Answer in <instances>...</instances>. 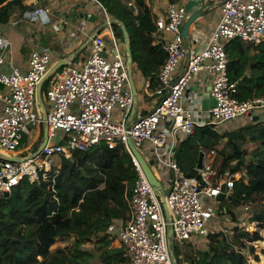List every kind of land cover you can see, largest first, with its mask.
<instances>
[{"label":"built area","instance_id":"obj_1","mask_svg":"<svg viewBox=\"0 0 264 264\" xmlns=\"http://www.w3.org/2000/svg\"><path fill=\"white\" fill-rule=\"evenodd\" d=\"M93 1L106 12L97 0ZM128 5L133 13H138L132 3ZM188 17L183 5L170 0L167 14L156 20L157 31L164 35L167 53L157 75L158 102L146 115L132 122L129 116L134 110L135 94L131 72L112 32L110 47L104 35L98 34L91 41L86 61L77 64L68 61V66L49 78L46 92L49 112L41 118L36 88L52 65V52L37 47L30 54L27 71L13 65L7 71L9 42L0 30V194H10L23 179L30 183L55 179L59 169L58 165L55 167L56 157L70 158L74 152H85L101 144L111 150L123 145L133 158L138 177L129 202L131 218L121 226H113L110 233L124 248L128 264H174L171 257L174 240L178 246H184L206 242L214 233L229 238L232 227L230 221H224L226 211L222 210V204L234 195L235 183L241 174L230 171L218 174L214 168L216 150L212 149L204 153L197 175L188 177L175 160V148L180 140L193 136L199 128H220L236 121L251 123L264 113L263 98L238 99L237 83L228 74L226 51L235 40L251 47L264 43V0H223L220 18L201 51L185 45L182 29ZM26 19L46 26L51 23V11L38 7L15 22ZM197 32L202 36L200 30ZM185 60V70L176 76ZM200 73L207 74L211 81L214 105L207 113L186 105L187 88ZM42 124L48 126L46 145L38 153L19 157L23 154L19 150L24 137L30 135V126ZM59 133L62 139L56 142ZM129 138L150 162L163 186L169 221L160 197L132 155ZM3 154L13 160L3 159ZM222 193L224 200L219 201ZM243 208L251 210L249 205ZM242 228L252 234L256 223ZM263 232L260 231L262 240L254 246L264 241ZM241 253L250 264V252Z\"/></svg>","mask_w":264,"mask_h":264},{"label":"trees","instance_id":"obj_2","mask_svg":"<svg viewBox=\"0 0 264 264\" xmlns=\"http://www.w3.org/2000/svg\"><path fill=\"white\" fill-rule=\"evenodd\" d=\"M25 1L0 0V25L27 12ZM37 1L40 5L48 2ZM97 1L113 20L117 39L124 40L121 25L125 27L136 69L153 82L167 53L161 44H153L156 27L150 10L143 0H135L139 13L132 16L122 0ZM226 51L238 99H264V43L251 47L235 40ZM241 125L225 131L197 129L177 145L175 160L186 176L194 177L201 149L210 151L224 143L216 153L214 168L218 174L239 172L241 178L222 210L236 220L234 210L239 206L256 207L250 219L256 231L251 234L238 225L232 238L214 233L199 245L187 244L188 254L173 244L175 264H248L241 253L246 250L260 262L254 243L262 240L260 231L264 230V121ZM247 145L252 147L249 153ZM137 177L133 158L123 145L111 150L101 144L74 152L68 159L62 157L53 180L30 183L23 179L8 197L0 194V264H128L124 248L113 246L116 236L110 229L117 220H130L129 202ZM67 238L73 242L51 250ZM89 245L93 247L86 248Z\"/></svg>","mask_w":264,"mask_h":264},{"label":"crops","instance_id":"obj_3","mask_svg":"<svg viewBox=\"0 0 264 264\" xmlns=\"http://www.w3.org/2000/svg\"><path fill=\"white\" fill-rule=\"evenodd\" d=\"M122 1L125 3L126 7H129L128 4L132 3L133 6L138 9L139 13V8L137 7L135 0ZM222 1L223 0H177L179 4L183 5L186 8L188 16L192 15L201 8L205 10L203 17H200L192 24L189 36L187 38H184L185 45L188 49L201 51L206 46L208 38L220 18ZM143 2L151 12V19L154 25L159 17L165 16L167 14V9L170 4V0H143ZM23 4L28 7L27 13L33 12L38 7H46L50 9L51 23L44 26L39 22H32L29 19L15 22V20L22 17L21 15L18 18H14L11 23H8L6 25H0V30L5 33L9 42V51L6 54L5 65V69L7 71H9L10 65L17 67L21 71H27L29 69L30 54L37 47H45L51 50L52 65L61 59H65L66 61H72L73 64L83 63L87 60L90 54L91 42L85 47L84 44L87 43L90 36L96 32L104 35L107 45L109 47L111 46L110 33L112 32L114 34V31L111 27L113 20H111V17L109 16L107 10L106 12H104L101 6L93 0H48L45 5H40L37 0H27ZM74 6H79L78 13H87L89 15L88 19L80 20L73 24H68L67 28H65L64 16L68 12V10ZM129 10L132 11V8H130ZM137 14L133 13V15L135 16ZM121 26L124 32L125 27L123 25ZM82 28L83 30L80 31ZM199 30L202 32V36H199L197 32ZM74 32H76L77 34H75L74 37H71V34ZM151 37L153 38L154 45L161 44L164 48V35L158 32L157 28L156 31L152 33ZM196 37L198 38L197 43H195ZM117 40L119 41V39ZM120 49L122 52H124V55L127 60V46L121 47L120 45ZM80 51H83L84 54L79 55L81 53ZM72 54H74V56L70 58ZM185 68L186 60L181 63L176 76L181 75ZM130 72L133 84L132 86H134L135 88V106L134 110L129 116V122H132L146 115L157 104L158 97L155 95V91L158 88L159 82L158 78H156L152 82L150 78L144 77L143 74L136 69L134 63ZM48 87L49 79L43 84L41 88V97L44 103V107L42 108L40 105L39 107L44 112V114L49 112V106L46 102V92L48 90ZM210 90L211 81L209 76L207 74L201 73L196 75L187 88L186 105L188 107L196 109L197 111H201L202 113H207L214 105V100L211 97ZM262 121L264 120L262 119ZM242 122L243 124L236 121L233 123H229L224 127L216 129L219 131L232 130L239 126V124L244 125L246 123H250L245 121ZM45 126L46 125H44V128ZM39 127H36V132L34 133L31 142L28 143L26 146L22 144L19 152L23 154L19 157H25L28 155V151L33 150L34 140L36 142L39 137ZM44 128L41 129L43 130V134ZM61 139L62 133H59L56 136L55 140L56 142H60ZM185 140H180L178 144L182 143ZM223 145L224 143L220 144L213 150H216L217 153L219 149H222ZM201 152L204 151L201 149ZM204 153L206 155L207 153H209V151H206ZM2 156L7 155L3 154ZM55 159H60V162H57L56 160L54 161V163L56 164L55 167L58 165L60 169L62 157H56ZM148 162L149 161L147 160V163ZM148 164H150V162ZM55 167L54 170H56ZM123 224L125 223L117 220L115 221L113 226L116 228L117 226H121ZM119 244L121 245L120 242Z\"/></svg>","mask_w":264,"mask_h":264},{"label":"water","instance_id":"obj_4","mask_svg":"<svg viewBox=\"0 0 264 264\" xmlns=\"http://www.w3.org/2000/svg\"><path fill=\"white\" fill-rule=\"evenodd\" d=\"M83 8H85V7H83ZM78 9H79V6H74V7H71L68 10L66 15L64 16L65 28H67L68 24H73V23H76L77 21L88 19L89 15L87 13H85V12L84 13H78ZM204 13H205V10L203 8H201L200 10L196 11L195 13H193L192 15H190L188 17V19L186 20V22L184 24V27L182 29V35H183L184 38H187L189 36L192 24L197 19H199L200 17H203ZM98 34H99L98 32L92 34L90 36V38L88 39L87 43L84 44V47L87 46ZM124 35H125V37L127 39L128 38V33H127V31L125 29H124ZM126 51H127V56H128L127 65L129 67V69L131 70L132 65H133V59L131 57V52H130V48H129L128 44H127V50ZM73 56H74V54H72L70 56V58H72ZM67 64H68V61H66L65 59H61V60L57 61L55 64L51 65V67L48 69V71L45 74V76L43 77V79L37 85L36 98H37L38 104L42 108L44 107V103H43L42 97H41V88H42L43 84L49 78H51L60 68L65 67ZM133 92L135 94L134 86H133ZM254 121L258 122V121H262V119L260 117H256ZM44 135H45V139H44L43 145L36 153L40 152V150L46 145V143L48 141V126H45V128H44ZM128 146H129V148H130V150L132 152V155L134 156V158L136 159V161L140 165L142 171L144 172L145 176L147 177L149 183L153 187L155 193H157V195L160 197V200H161V203H162V207H163L166 219L169 221L170 220V212H169V209H168L167 204H166L165 191L163 189V186H162L160 180L154 174L153 170L151 169V167L149 166V164L147 163V161L145 160L143 155L136 149V147L134 146V144H133V142H132V140L130 138L128 139ZM2 158L6 159V160H13V158L9 157V156H2ZM203 159H204V152H200V155H199V158H198L197 170L202 168ZM221 190H222V192H224V190H225V186L224 185L222 186ZM4 196L8 197L9 194L6 193V194H4ZM218 200L219 201H223L224 200V193L219 195ZM168 233H169V237L171 238L172 237V228L171 227H169ZM171 257H172V259L174 261V264H175V257H174L173 250H171Z\"/></svg>","mask_w":264,"mask_h":264},{"label":"rangeland","instance_id":"obj_5","mask_svg":"<svg viewBox=\"0 0 264 264\" xmlns=\"http://www.w3.org/2000/svg\"><path fill=\"white\" fill-rule=\"evenodd\" d=\"M126 8V10H128L129 12H130V14L133 16V14H132V11L131 10H129L130 8L129 7H125ZM128 39H126V37L124 36V40H120L119 39V43H120V45H121V47H123V46H127V44H129V40L127 41ZM84 51V50H83ZM83 51H80L81 53L79 54V55H83L84 53H83ZM77 58H79V57H77ZM66 66H68V65H66ZM65 66V67H66ZM65 67H63V68H65ZM49 111V110H48ZM45 115H46V113L44 114V112L40 109V117L41 118H44L45 117ZM136 117H137V115H136ZM260 118L261 119H263L264 120V113H261V115H260ZM40 129V131H39V137H38V139H37V141L34 143V145H33V150L32 151H28V154H30L31 152H33V153H36L41 147H42V145H43V142H44V139H45V137H44V134H43V130H41L42 128H44V125H40V127H39ZM36 132V127H34V126H30V135H26L25 136V139H24V142H23V145L24 146H26L28 143H30L31 142V140H32V138H33V136H34V133ZM36 147H38V149H37V151L36 152H34V149L36 148ZM245 149H246V151L249 153L250 152V150L252 149V147H250V145H247L246 147H244ZM30 152V153H29ZM57 161V162H60V159L58 160V159H54V161ZM241 174V173H240ZM225 205V202L222 204V206H224ZM244 207V205L241 207V206H239L238 208H236L235 210H234V215H235V217H236V220H233V219H235V218H232L230 215H228L227 213H226V215H225V222L228 220V221H230V223H231V227H232V229H231V231H230V234H229V238H230V236L232 235L233 236V228L234 227H236V225H239V226H241V227H245V225H247L248 223H251V221H250V219H251V217H252V214H253V212H254V210H256V207H251V210L250 211H245V209L243 208ZM253 231V230H252ZM262 235H263V237H264V232L262 233ZM73 242V239L72 238H67V239H63V240H61V241H58L54 246H52V248H51V250L52 251H54L55 249H58L59 247L60 248H63V247H65L66 245H69V244H71ZM113 246L114 247H120V244H119V242H118V240L117 239H115V241H114V243H113ZM93 246L92 245H89V246H86V248H88V249H91ZM174 248L175 249H177V248H179L183 253H185V254H188V253H190L189 251H190V249H189V247H187V245H184V246H179L178 247V245H177V243H176V241L174 240ZM255 250H256V255H258V257H259V259H260V262H257L255 259H254V257L252 256V255H250L249 256V263L250 264H264V241L263 242H258L256 245H255ZM190 264V263H189Z\"/></svg>","mask_w":264,"mask_h":264}]
</instances>
